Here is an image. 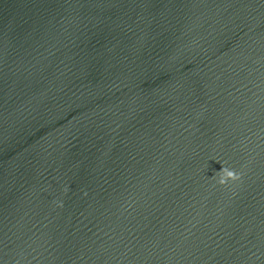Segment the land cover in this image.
<instances>
[{"label":"water","instance_id":"water-1","mask_svg":"<svg viewBox=\"0 0 264 264\" xmlns=\"http://www.w3.org/2000/svg\"><path fill=\"white\" fill-rule=\"evenodd\" d=\"M0 264H264V0H0Z\"/></svg>","mask_w":264,"mask_h":264}]
</instances>
